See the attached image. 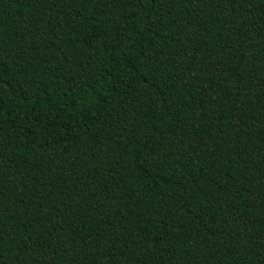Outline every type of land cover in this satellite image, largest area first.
I'll use <instances>...</instances> for the list:
<instances>
[{
    "label": "trees",
    "instance_id": "trees-1",
    "mask_svg": "<svg viewBox=\"0 0 264 264\" xmlns=\"http://www.w3.org/2000/svg\"><path fill=\"white\" fill-rule=\"evenodd\" d=\"M0 264H264V0H0Z\"/></svg>",
    "mask_w": 264,
    "mask_h": 264
}]
</instances>
